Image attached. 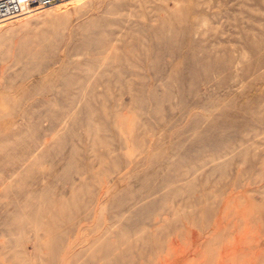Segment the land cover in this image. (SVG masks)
<instances>
[{"label": "rangeland", "instance_id": "rangeland-1", "mask_svg": "<svg viewBox=\"0 0 264 264\" xmlns=\"http://www.w3.org/2000/svg\"><path fill=\"white\" fill-rule=\"evenodd\" d=\"M0 264H264V0L0 15Z\"/></svg>", "mask_w": 264, "mask_h": 264}, {"label": "built area", "instance_id": "built-area-1", "mask_svg": "<svg viewBox=\"0 0 264 264\" xmlns=\"http://www.w3.org/2000/svg\"><path fill=\"white\" fill-rule=\"evenodd\" d=\"M64 1L66 0H0V15L31 12Z\"/></svg>", "mask_w": 264, "mask_h": 264}, {"label": "bare ground", "instance_id": "bare-ground-1", "mask_svg": "<svg viewBox=\"0 0 264 264\" xmlns=\"http://www.w3.org/2000/svg\"><path fill=\"white\" fill-rule=\"evenodd\" d=\"M27 13V12H26Z\"/></svg>", "mask_w": 264, "mask_h": 264}]
</instances>
